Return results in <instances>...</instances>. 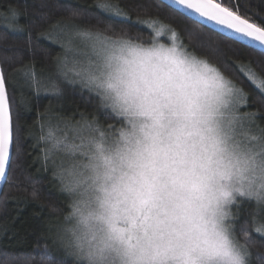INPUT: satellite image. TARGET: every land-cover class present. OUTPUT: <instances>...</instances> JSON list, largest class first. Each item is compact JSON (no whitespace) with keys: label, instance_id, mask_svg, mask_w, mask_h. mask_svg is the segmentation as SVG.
<instances>
[{"label":"clouds","instance_id":"clouds-1","mask_svg":"<svg viewBox=\"0 0 264 264\" xmlns=\"http://www.w3.org/2000/svg\"><path fill=\"white\" fill-rule=\"evenodd\" d=\"M161 44L77 28L58 60V73L90 89L116 120L107 126L84 120L71 133L52 125L53 138L44 141L70 197L58 239L77 264H157L162 251L167 264H248L245 237L232 231L222 193L235 195L241 178L253 174L264 183V156L251 155L245 131L216 105L219 86L204 59L163 44L176 49L169 55L180 63L173 64L163 59ZM161 89L179 113L172 127L202 129L188 141L197 165L176 184L166 211L143 204L151 153L146 109ZM210 108L211 125L198 124ZM65 138L74 145L71 154L54 148Z\"/></svg>","mask_w":264,"mask_h":264},{"label":"trees","instance_id":"trees-1","mask_svg":"<svg viewBox=\"0 0 264 264\" xmlns=\"http://www.w3.org/2000/svg\"><path fill=\"white\" fill-rule=\"evenodd\" d=\"M104 2L128 13L131 20L123 22L124 34L138 42L150 43L152 35L146 25L134 23L137 18H158L175 29L191 54L206 59L243 88L248 96L245 112L256 114L254 119L264 135V98L238 68L250 67L264 77L261 52L196 23L159 0H0V68L19 135L12 170L0 196V264H46L50 255L62 264L73 259L53 244L54 226L69 211L70 197L42 160L40 124L52 115L71 122L116 124L113 115L100 108L95 94L56 75L64 49L61 42H53L54 30L87 28L120 33L119 28L113 32L106 23L98 22L97 18L118 20L97 7ZM236 4L241 14L264 25V0H231L229 6ZM13 13L17 14L15 20ZM33 69L39 86L26 75ZM256 212L255 203L249 200L238 211L233 206L238 239ZM257 221L264 223V217ZM248 231V264H264V236L252 228Z\"/></svg>","mask_w":264,"mask_h":264},{"label":"snow or ice","instance_id":"snow-or-ice-1","mask_svg":"<svg viewBox=\"0 0 264 264\" xmlns=\"http://www.w3.org/2000/svg\"><path fill=\"white\" fill-rule=\"evenodd\" d=\"M173 3L182 7L186 12L195 14L203 21L211 22L220 28L234 33L241 40L255 42L260 46L261 54H264V25L252 21L246 15L241 14L238 4L229 6L231 0H229V4H226L225 0H173ZM97 7L104 12L110 13L112 17L118 18V20L108 21L97 18L99 23H106L108 28L113 32H116L119 28L120 33H125L126 29L122 24L123 22L131 20L127 12L120 9L118 5H113L108 2L100 3ZM16 17L17 14L13 13L12 19L15 20ZM134 23L146 25L152 30L154 34L153 43L157 41L156 38L164 34L165 30L169 31L171 33V42L174 45L178 44L186 53H189L183 47L177 31L171 28V26L162 23L158 18H137ZM69 35V32L61 30V34L57 38H54L53 42H61L64 37ZM160 50L165 53L163 56L164 60L171 61L173 64L180 63L176 56L169 55V53L176 51L175 48H165L162 43ZM191 55L196 56L194 54ZM204 63L215 73V79L219 86L215 101L216 105L227 108L234 129L235 127H239L244 130L246 122H250L256 115L254 113L241 114V109L248 107V96L243 88L237 87L218 67L210 64L206 59H204ZM238 68L246 79L255 86L259 95L264 98V77L257 75L250 67L238 66ZM26 75L31 78L34 85L39 86L40 81L36 78L34 69L26 73ZM88 91L91 92L90 89ZM146 114L147 119L150 121L146 137L151 142V153L150 160L148 161V171L145 176L146 195L143 204L159 208L161 211H166L174 195L176 184L180 182L183 175L194 171L197 165L198 158L195 155L194 146L189 145L188 141L194 135L201 134L202 129L199 127L193 129L188 124L175 128L172 127V118L179 115V113L175 111L174 101L171 95L164 89H161L158 98L148 105ZM202 117L203 119L197 121V123L210 126L215 117V110L210 108L207 112L202 113ZM77 125H74L72 129L76 128ZM85 126L90 127L91 125ZM45 127H48L47 137L44 135ZM40 128V141L44 142L45 140L53 138L52 124L50 121L41 123ZM245 137L251 155L253 157L257 154L264 156V152H260V149L264 148V135H250L249 132L245 131ZM18 140V129L14 125L10 95L6 88V78L3 71L0 70V181L7 182V177L12 170L14 150ZM61 145H63V149H61ZM73 147L74 145L68 142L66 138L64 140L57 139L54 144V148L57 151L64 150L68 154H71L70 150ZM43 158L45 163L51 159L55 169L53 175L59 180L61 190L66 192L61 179L56 174V165L53 161L52 150L45 149ZM258 181L259 177L255 174L242 177L235 195L229 190H225L222 193L224 201L230 210L231 219L229 224L234 233L235 224L233 221L238 219V216L233 214V206L238 211L245 200H255L258 213L264 212V183ZM33 195H35V192ZM248 228H252L255 233L264 236V223H259L256 217L253 216L252 221L241 229L245 237L244 252L249 256L248 244L250 240ZM62 247L65 249L66 255L73 258L68 261V264H77L76 256L69 252L63 244ZM167 260V252L162 251L159 254L157 264H167ZM46 264H62V261L50 255Z\"/></svg>","mask_w":264,"mask_h":264},{"label":"rangeland","instance_id":"rangeland-1","mask_svg":"<svg viewBox=\"0 0 264 264\" xmlns=\"http://www.w3.org/2000/svg\"><path fill=\"white\" fill-rule=\"evenodd\" d=\"M146 27H147V26H146ZM147 28H148V27H147ZM148 29H149V31L151 32V35H152V37H151V42H153L154 34H153V32H152V30H151L150 28H148ZM74 30H75L74 28H72V29H68V30H64V31H66V32H69L70 35L67 36V37H64V38L61 40V43L63 44V49H64L61 57H63V55H64L65 52H66V48H67V46H68L69 43L71 42L72 34H73ZM53 32H54V34L56 35L55 38H57V37L61 34V31H60V30H57V29L54 30ZM170 36H171V33H170L169 31L165 30L164 34L161 35L160 37L156 38V39H157V41H159L160 43H163V44H170V43H171ZM182 45H183V44H182ZM183 47L185 48L184 45H183ZM185 50H186L187 52H189L186 48H185ZM189 53H190V52H189ZM56 75H57V77H58L60 80L67 81V80H66L61 74L58 73L57 70H56ZM67 82H68V81H67ZM75 85L80 86L79 84H75ZM80 87H81V86H80ZM83 89H84V88H83ZM84 90L88 91L87 89H84ZM106 110H107V109H106ZM241 114H242V115H243V114H246V112H245V108H242V109H241ZM49 121L51 122L52 125L55 126L56 129L63 128L64 131L67 132V133H71L73 126L76 125V124H78V123H80V122H82V121L71 122V121H69V120H66V119H64V118H60L59 116H54V115H52L51 117L47 118V121H46V122H49ZM112 122H113V121H112ZM111 124H113V123H111ZM113 125H116V124H113ZM244 131L249 132L250 135H257V136L262 135V131H261V129L258 127L257 122L255 121V119H252L250 122H246V127H245ZM41 142H42V160H43V162L45 163L43 157H44V151H45V149H46V146H45V144H44L43 141H41ZM46 164H47L46 169H47V170H50L51 175L53 176V178L55 179V181L57 182V184H59V185L61 186L59 180L56 179V178L54 177V175H53L55 169H54V167H53V165H52V161H51V159H50ZM250 201L254 202L255 205H256V208H257V204H256L255 200H250ZM263 215H264L263 212L258 213V209H257V212H256V218H257V219H261V217H264ZM259 221H260V220H259ZM60 222H61V221H60ZM60 222L56 223L55 226H54V234H53V236H54V239H53L54 243H53V244H54V247H55L56 249L61 250V251H63L64 253H66L65 249L62 247V244L60 243V241H59V239H58V225L60 224Z\"/></svg>","mask_w":264,"mask_h":264},{"label":"water","instance_id":"water-1","mask_svg":"<svg viewBox=\"0 0 264 264\" xmlns=\"http://www.w3.org/2000/svg\"><path fill=\"white\" fill-rule=\"evenodd\" d=\"M160 2H162L163 4L169 6L170 8L176 10L177 12L181 13L182 15L190 18L191 20L195 21L196 23L205 26L227 38H230L242 45H245L247 47L253 48L254 50H257L259 52H261L260 50V46L258 44H256L255 42H249L247 40H241L240 38L236 37L234 33H231L230 31L220 28L217 25L212 24L211 22H207V21H203L200 17L196 16L195 14L192 13H188L186 12L182 7L176 5L173 3V0H159ZM1 70V68H0ZM5 181H0V196L4 187Z\"/></svg>","mask_w":264,"mask_h":264}]
</instances>
